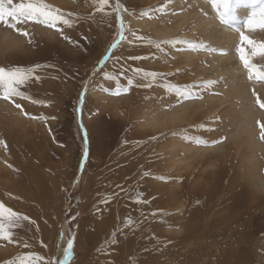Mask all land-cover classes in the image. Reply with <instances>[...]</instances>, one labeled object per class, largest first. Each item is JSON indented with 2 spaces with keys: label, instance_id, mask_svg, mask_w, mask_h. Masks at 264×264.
<instances>
[{
  "label": "rangeland",
  "instance_id": "1",
  "mask_svg": "<svg viewBox=\"0 0 264 264\" xmlns=\"http://www.w3.org/2000/svg\"><path fill=\"white\" fill-rule=\"evenodd\" d=\"M19 2L21 0H14V3ZM45 2L65 14L73 13V16L66 15L72 22V27L58 25L61 34L55 29L32 22L17 25L29 33L25 37L0 24V44L3 37H7L6 33L9 38H13L12 41H16L15 44H19L5 53L0 47V67L31 68L40 65L34 73V77L39 79L33 78L21 88L25 96L32 99L13 98L15 103L22 105L23 111L17 109L12 101L0 99L17 111L9 116L6 115L7 112L0 111V141H3L0 148L5 152L0 164V203L29 217L34 232L30 249L26 252L17 246L14 237L12 242L0 239V264H19L20 260L28 256L43 257L37 264H60L67 242L73 237L72 256L68 264H93L92 259L102 255L105 245L111 242L116 232L106 236L103 246L99 243L96 247H90L89 243L96 237L95 230L90 225V215H102L103 209L108 208L104 205V200L112 195L117 200H125L127 210L140 208L145 203L141 202V192L146 189L142 180L152 184L155 182V186L158 183L171 186L172 190L187 188L196 194L205 193V196H209L205 204L207 213L198 218L194 227L197 232L188 240H185V236L191 225L186 226L190 222L185 215L176 224L158 228L165 237L163 240L170 239V243L158 244L155 249L146 246L136 254L135 248L141 249V246L134 242V249L125 246L122 254L116 256L117 262L113 259L114 254H110L106 264H264V189L254 188L242 156L233 152L231 144H227L223 162L218 158L220 161H217L214 170L204 169L209 161H215V156L212 155L206 157V164L202 162L198 166L193 161V168L183 169L179 178L174 171L175 167H172L173 170L164 168L170 164L165 161L164 155L168 154L167 148L174 142L194 144L195 147L200 144L209 148L214 147L213 142L221 138L225 142L227 134L239 125L241 118L238 112L226 108L228 113L223 115L215 113L207 118L194 117L191 123L178 125L165 132L142 126L145 110V114H149L176 105L178 97L173 90L174 86L182 90L187 87L197 98L202 95L220 96L222 86L219 83L204 85L221 78L206 77L202 70L192 68L193 65L189 66L191 69L186 74L185 67L178 66L176 69L179 71L175 70L176 73L172 74L171 70L163 68L170 66H166L169 64L166 57L173 50L198 57L213 55L212 51L205 46L190 51L195 44L205 45L194 39L175 40L156 48L154 43L147 42L148 39L156 42L149 31L133 29L125 19V38L139 44L118 45L109 56V46L116 40L119 32V21L114 10L117 0H109L108 5L103 6V11L99 10L98 0ZM119 4L127 9V13L134 17L137 24L141 23V18L151 23L152 19L159 20L164 15L181 9L183 11L180 14L187 9H194L192 0H178L176 4H171L169 0H159L151 5L143 4L141 0H119ZM247 15L240 20L246 19ZM243 29L245 35L264 42V30ZM64 36L69 39H64ZM137 36L145 39L138 40ZM141 42L147 44L141 45ZM243 47L246 55L250 56L251 46L245 43ZM250 58L258 68L264 69V57L256 55ZM102 60L103 67L98 68ZM136 69L143 71L137 74ZM143 72L160 75L152 81L145 78ZM129 79L133 81V86L127 94L111 96L102 92L105 88L115 89L117 85L126 87ZM85 83L88 91L81 104L79 97ZM149 83L151 87L144 86ZM77 108L80 109L79 112ZM41 116L48 119L31 118ZM81 123L87 131V143L84 132L81 131ZM197 141H205L207 145ZM258 156L261 164L254 173L262 174L264 179V154L259 153ZM183 157L184 154L181 158ZM119 165L124 166L125 172H118ZM197 167H204V170ZM219 172H223V176ZM155 175L159 179L156 180ZM37 178L43 185H37ZM174 180L178 182L172 183ZM186 182L188 185H185ZM234 187L236 189L231 191ZM39 188L42 189V194L41 191L37 193ZM25 193H37L42 201L33 199L28 203L22 195ZM135 194L139 196L136 197ZM238 196L240 198L236 199ZM252 196L254 200L250 203ZM236 200L240 206L235 209V213L229 214L227 205L232 202V206ZM13 205H30L32 213L28 214L26 210L19 212ZM249 205H252V214L249 216L252 219L245 216ZM170 208L167 210L170 215L182 210L175 205ZM238 211L242 213L241 218L234 221V218L240 216ZM137 221L139 227L141 220ZM40 225L43 226L42 229ZM62 227L65 228V240L60 242L58 234Z\"/></svg>",
  "mask_w": 264,
  "mask_h": 264
},
{
  "label": "bare ground",
  "instance_id": "2",
  "mask_svg": "<svg viewBox=\"0 0 264 264\" xmlns=\"http://www.w3.org/2000/svg\"><path fill=\"white\" fill-rule=\"evenodd\" d=\"M158 1L159 0H141V3L143 4L150 3L151 5ZM169 1H171V4H176L178 0H169ZM192 3L194 6V9L192 10L187 9L185 13H182L178 16L172 14L164 15V17H162L159 20L152 19L151 23H148L146 20H142L141 18V23L137 24L134 17L130 15V13H127V11H125L124 8L120 10V15L123 16L124 20L126 19L130 27H132L133 29L136 28L137 30H140L142 32L149 31V34L156 41L170 40L173 37H176L177 41L184 39H194L201 41L203 44L206 45V47L210 49V51H212L213 55H205L203 57H198L186 52L177 53L174 52L173 50V52H171L170 55L166 57L167 59H169L168 61L169 64H167L166 66L168 65L170 66L163 67L166 68L167 70H171V74L176 73L175 70H177L176 68H178V66L185 67L186 69H184V71L186 74L191 69L189 68V66L193 65L192 68L196 70L197 69L202 70V72L206 74V77L212 76L214 78H221L218 80V83L220 84V86H222L219 97H210V96L205 97V95H202L201 97H198L195 100L194 99L185 100L179 107H175L171 110L162 111L158 109L154 111V113H149V114H145L146 112L145 110L144 114L142 115L143 117L142 126L145 128H150L152 130H157L159 132H165L167 131V129L170 131L176 128L178 125H183L184 123L187 124L191 123V121H193L192 118L194 117L196 119L199 116L207 118L211 114L213 115L215 113H219V114L221 113L223 115L226 112L228 113L226 108H228L229 111L232 112L236 110L241 118L239 121V125L235 129L233 128L234 130L232 132H229L227 134L225 138V142L212 144V146L214 145V147H210V148L204 145L201 146L200 144L199 145L197 144L198 147H195L194 144L191 145L183 142H174L169 148H167L168 154L164 155L165 161L167 163H170L169 165L167 164L164 168L172 169V167H175L174 171L177 173L176 175H178L179 178L180 177L179 174L183 172L182 171L183 169L193 168L191 164L193 161H196V164L200 165V163L205 162L207 156L212 155L215 156V161L213 163H210L211 161L207 163L206 161L205 164L207 163L208 166L203 168L206 170L212 168L214 170V168L217 166V161L223 160V154H226L224 152L227 144L228 145L231 144L233 148V152H235L237 155L240 154L242 156L241 158L243 159V164L246 170L249 171V180L254 186V188L256 187L257 189L262 190L264 189V179L262 178V174L255 175L254 171L257 170L261 164L258 154L259 153L264 154V141H260L259 139L258 132L260 131V128L259 125L257 124L258 119L260 123H264V112L263 109H261L258 105H255L254 102L256 97L253 95V91H255L258 96L260 94L259 98L260 97L263 98L264 81L257 80L255 79V77L252 80L248 79V72L243 68L242 63L238 58L239 53L237 52V49L241 47L239 33L234 30L228 31V30L218 29V21L216 20L217 18L216 14L211 8L210 4L207 2V0H192ZM249 10L250 7L248 6V4L241 5L237 9V15L239 19L242 18L244 15L248 14ZM205 13L207 15H205ZM169 20H171V23L168 22ZM240 31H244V29L241 27ZM5 36L7 37H3V42L2 44H0V47H2L4 53L8 52L9 49L15 48L16 45L18 44V42L17 44H15L16 41L15 42L14 40L12 41L13 38L12 39L9 38L7 33ZM262 36L264 37V33ZM117 37L118 35L116 36V39ZM137 44L139 43L135 41H131V39L127 40L125 38L123 41H121L119 45L133 46ZM140 44L142 45L147 43L141 42ZM159 69L162 70L161 68ZM262 98H260L261 101H264L262 100ZM175 104H177V102ZM1 110L7 112L6 115L8 116L11 113L14 112L17 113V111H14L15 109L10 104L6 105L4 101L3 102L0 101V111ZM14 119L18 121L17 117L16 118L14 117ZM231 145L228 147L230 148ZM209 152H213V153L209 154ZM241 152L244 154L242 155ZM180 153L182 155L184 154L183 158H181L182 155L181 156L179 155ZM4 156H5V152L0 148V164H2ZM203 168H199V169H203ZM123 171L125 172L124 166L120 167L118 172L122 173ZM222 173L219 172V175L223 176ZM157 177L158 176L155 175L156 180L159 179ZM148 180L150 181V179ZM175 180L172 183L176 184L175 182H178V180L177 181ZM142 181L145 184L146 189L144 188L145 190H143L141 188L143 190L141 192V202L145 201V203L141 204V207L139 206L141 209L134 208L133 210H127L128 208L125 206L126 201L117 200L116 197L112 195L104 200V205L108 208L103 209L102 215L99 216L93 214L90 215V225L91 228L95 230V234H96L95 239L89 243L90 247H96L97 244L99 243L101 246H103L106 236H108L110 233H113V231L116 232L115 236L113 237V239L116 240V243L113 244L112 243L113 239H112L111 242L105 245L104 252H101L102 255L96 256L92 259L93 264H106L110 254H114L113 259L115 260V262H117L118 260L116 256H120L119 254H122V251L125 249V246H131L132 247L131 250L134 249L135 248L133 247L134 242H138V244L141 246V249L135 248L136 254L138 253V251L143 250L146 246H151L152 249H155L158 248V244L170 243L172 241V240L169 241L170 239L163 240L165 237L161 232L158 231L159 230L158 228L161 226L168 227L167 225L176 224V222L180 219H183L185 215L187 218L186 220L190 222L189 224H186V226L191 225L188 228V231L185 236V240H188L193 236V233L197 232L194 227L195 224L197 223L198 218L200 217L202 218L203 213H207V207L205 204L208 201L209 196L207 195L205 196V193L196 194L194 191L187 188H182L180 190H172L170 188L171 186H165V185L162 186V184L159 185V183L158 185L155 186L154 185L155 182L152 184V182L150 183L148 181H144V180ZM112 182L114 181L112 180ZM39 183L43 185V183L38 179L37 185H39ZM185 185H188V183L186 182ZM232 186L233 185L231 184L230 187ZM235 189L236 188L234 187L231 189V191ZM40 191L42 194V189L41 188H39V190L37 189V193ZM250 192L252 193V191ZM37 193H32V194L25 193L22 195L28 203L31 202L33 199L42 201V198L40 196H37ZM135 196L138 197L139 195L135 194ZM239 198L240 196H238L236 199ZM253 200L254 197L252 196V199H249V202L251 203V201ZM230 204L228 205L225 204V205H227L228 208L227 210L229 214L230 213L233 214L237 211L235 209L240 206V203L238 200H236V202L232 204V206ZM173 205H175L176 208H181L182 210L170 215L167 210ZM184 205L185 207L183 208ZM105 206L101 205V207H105ZM12 207L15 208L16 210H19V212L26 210L28 214L32 213V209L30 205H26L24 207L23 206L16 207V205L15 206L13 205ZM241 214L242 213L238 211V215L240 216L238 218H234V221L240 220ZM245 214L247 218L252 219V217L251 218L249 217L252 214V205L246 210ZM138 219L141 220V225L139 227L137 225V223L139 222L137 221ZM127 226H128V230H127ZM42 227L43 226L40 225V229H42ZM222 229L224 231L223 227ZM166 230L168 231L169 229ZM11 231L17 246L24 249V252L28 251L30 249L31 239L34 236L31 222L29 220L21 221L19 225L13 228ZM61 234L63 235L61 236ZM58 235H59V241L63 242L65 240L64 227H62ZM137 259L140 261L139 256Z\"/></svg>",
  "mask_w": 264,
  "mask_h": 264
},
{
  "label": "snow or ice",
  "instance_id": "3",
  "mask_svg": "<svg viewBox=\"0 0 264 264\" xmlns=\"http://www.w3.org/2000/svg\"><path fill=\"white\" fill-rule=\"evenodd\" d=\"M210 4L211 8L216 14L218 18V29L219 30H228V31H237L240 36L241 47L237 49L239 53V59L245 70L248 72V79L252 80L254 77L257 80L264 81V69H260L256 64L251 62L250 56L260 55L264 57V42H258L248 35H245L243 31H240V28H246L249 31L256 30H264V0H207ZM109 0H98V7L100 11H103V6L108 5ZM248 4L250 7V12L247 15V18L241 21L237 15V9L243 5ZM123 8L122 5L119 4V0H117L116 8L114 9L117 13V18L119 21V32L117 39L109 46L108 55L110 56L112 52L116 49V47L125 39L124 36V19L123 16L120 15V10ZM125 11L127 9H124ZM181 9L179 12H173L172 15H179L182 12ZM202 11V10H201ZM67 16H73V13L65 14L59 8H55L50 4L46 3L45 0H21L19 3H14V0H0V24L5 26L8 29L15 31L16 33L27 37L29 33L22 29L18 28L17 25H23L28 22H32L35 24L43 25L49 29H55L57 32H61V29L58 25H66L68 27H72V22L66 18ZM205 15H207L205 13ZM171 23V20L168 21ZM62 34V32H61ZM64 39L68 40L67 36H64ZM136 39L144 40L145 38L142 36H137ZM176 37H173L170 40L164 41H156L153 42L151 39H148L149 44H153L156 48H160L161 44H171ZM31 43V41H29ZM192 43V42H189ZM251 46L250 56L246 55L244 44ZM202 44H195L193 48L189 50H196ZM104 61H100L98 68H102ZM40 65H35L31 68H24L22 66H13L11 68L0 67V99H5L12 101L15 104L17 109H22V105L19 103H15V97H19L21 99H29L32 98L29 96H25V94L21 91V88L27 84V82L31 79H39V77H34V73ZM137 74H140L143 70L136 69ZM179 71V70H177ZM145 78H150L152 81H155L159 73L155 72H143ZM218 81H208L204 86L215 85ZM133 86V81L131 79L128 80V86L121 88L119 85L115 89L105 88L102 89L107 95L111 96H120L123 94H127L130 88ZM145 87H151V84L144 85ZM173 90L177 94V104L170 105L168 109L171 110L175 107H179L185 100H190L197 98L195 95L185 87L183 90L178 86H174ZM88 91V85L85 83L83 90L80 92V103L83 104L84 98ZM253 95L256 97L255 105H258L261 109H264V101H261L259 96L253 91ZM33 103H44L42 101H32ZM80 109L77 108V112ZM28 115L27 113H24ZM32 119H44L47 120L48 117H31ZM257 124L260 128L259 139L264 141V123H260L257 121ZM81 131L84 132V140L87 143V131L83 128V124L80 125ZM155 139V137H153ZM224 138L221 140L214 141L213 143H222ZM3 143V141H0ZM197 143H204L207 145L205 141H197ZM84 157H87V151L84 152ZM29 217L22 216L21 214L13 211L10 208H7L3 203H0V239L12 242L13 235L12 229L17 227L21 221H28ZM63 234H61L62 236ZM115 235V234H113ZM112 243L115 244L116 240L113 239ZM74 245V237L70 238L67 242V247L64 249L63 259L60 261V264H68L72 256V250ZM43 260V257L40 256H28L22 260H20L19 264H37L38 261ZM15 264V262H12Z\"/></svg>",
  "mask_w": 264,
  "mask_h": 264
}]
</instances>
